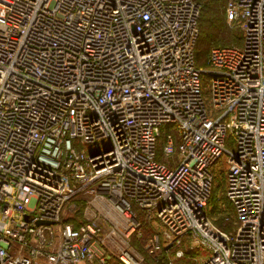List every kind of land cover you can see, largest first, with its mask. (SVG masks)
<instances>
[{
	"label": "built area",
	"instance_id": "1",
	"mask_svg": "<svg viewBox=\"0 0 264 264\" xmlns=\"http://www.w3.org/2000/svg\"><path fill=\"white\" fill-rule=\"evenodd\" d=\"M199 12L0 0V264H139L146 226L168 264L187 240L209 253L197 264H264V0H226L241 43L212 46L206 70ZM220 159L232 230L207 211Z\"/></svg>",
	"mask_w": 264,
	"mask_h": 264
},
{
	"label": "rangeland",
	"instance_id": "2",
	"mask_svg": "<svg viewBox=\"0 0 264 264\" xmlns=\"http://www.w3.org/2000/svg\"><path fill=\"white\" fill-rule=\"evenodd\" d=\"M225 2L226 0H224L221 5H219V3H216L217 8L216 13H214V17L217 19L215 22H218V24L215 27L210 26L208 28H202V24L205 26L207 23H202L201 21L199 23L200 34L198 37L199 39L196 42V66L200 69L206 70L208 68V65L206 63L207 54L211 46L220 43H229L234 45L241 43L240 28L237 26V24L228 23L224 19ZM199 5L201 6V16L204 2L200 1ZM164 133H170L176 143L178 141V133L176 129L171 125L161 127V135L159 136L156 145V160L168 165L176 161L177 153L175 152L167 158L164 156L162 152ZM87 147L89 148L88 145ZM226 147L230 149L233 147L232 141L230 139H227ZM224 168V162L220 159L212 169L215 174V184L211 193L210 201L208 203L207 211L209 216L213 219L215 226L221 228L222 230H232L234 228L235 214L233 207L231 206V204H229V202L226 201L224 196ZM225 215L229 217V221H225ZM151 234L152 232L150 227L146 226L143 229L140 237L135 236L134 241L132 240V244L145 257V259L139 264H168V260L172 257V252L170 251H163L161 253H158L156 257H154V261L147 257L144 248L145 244L150 239ZM179 248L183 250L184 255L181 258H176L174 260L175 264H197L201 259L209 255V253L205 249L195 245V243H191L190 240L182 242Z\"/></svg>",
	"mask_w": 264,
	"mask_h": 264
},
{
	"label": "trees",
	"instance_id": "3",
	"mask_svg": "<svg viewBox=\"0 0 264 264\" xmlns=\"http://www.w3.org/2000/svg\"><path fill=\"white\" fill-rule=\"evenodd\" d=\"M196 1L198 4H200V1H203L204 2V6L202 8V15L200 16V12H199V17H198V27H199V23L200 21L202 23H207L205 26L202 24V28L203 27H210V26H216L218 24V22H215L217 19L214 17V13H216V3H219V5L222 4V2L224 0H194ZM226 3V2H225ZM201 7V6H200ZM224 8H225V5H224ZM224 19H225V13H224ZM226 20V19H225ZM200 29V27H199ZM199 34H200V31H199ZM199 37V35H198ZM199 39V38H198ZM197 39V40H198ZM197 45V43H196ZM217 45H234V44H229V43H220V44H215L213 46H217ZM236 45V44H235ZM240 44H237L236 46H238ZM212 47V46H211ZM196 47H195V52L197 53L196 51ZM81 213V208L78 210V214ZM78 216V215H77ZM135 237V236H134ZM134 237H133V241H134ZM136 245V244H135ZM137 246V245H136ZM138 247V246H137ZM146 253V252H145ZM147 257L149 259H152L154 261V258L149 256L147 253H146Z\"/></svg>",
	"mask_w": 264,
	"mask_h": 264
}]
</instances>
